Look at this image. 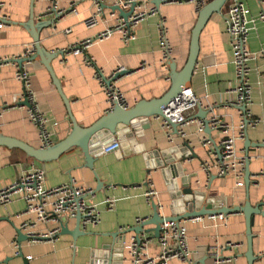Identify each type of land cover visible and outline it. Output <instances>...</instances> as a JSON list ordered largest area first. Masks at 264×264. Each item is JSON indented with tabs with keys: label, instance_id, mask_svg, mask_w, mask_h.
Returning <instances> with one entry per match:
<instances>
[{
	"label": "crops",
	"instance_id": "obj_1",
	"mask_svg": "<svg viewBox=\"0 0 264 264\" xmlns=\"http://www.w3.org/2000/svg\"><path fill=\"white\" fill-rule=\"evenodd\" d=\"M116 1L106 0L105 4L112 6ZM146 1L154 5L153 0ZM241 1L250 9L251 18L258 17L264 8L261 0ZM231 2L227 1L221 13L213 14L201 32L200 50L190 87L202 99L205 107L214 106V112L210 115L217 114L224 121L239 126L244 117L230 103L233 96L231 90L237 85L231 38L225 20ZM95 3L96 0H57V10L69 9L74 5L76 11L68 12L51 25L40 28L42 46L48 51L59 52L51 64L64 94L70 100L73 116L82 127L93 125L107 113L111 104L95 78V67L87 64L85 55L68 51L62 55L61 51L80 40L93 37L118 21V14L113 15L106 8L98 24L88 27L85 21L97 11ZM53 8L51 0H0V19L6 20L0 32V57L24 56L27 48L34 45L32 34L24 24L32 15L34 21L49 23L55 18ZM157 10L141 22L136 30V39L128 44L119 33H115L108 39L95 42L87 50L106 74L119 67L127 70L120 76L118 85L129 107L141 100L159 98L171 87L169 59H163L159 44L158 24L162 17L166 19L168 38L172 45L171 58L177 63V70L183 68L189 55L192 30L199 16L197 3L169 1L162 3ZM68 28L71 31L66 33ZM248 46L253 51L264 49L262 21L252 25ZM24 66L30 73L31 88L38 108L46 116L47 128L53 134V145L66 138L72 130L65 102L53 84L49 71L39 59L26 61ZM251 66L253 89L249 119L253 121L258 118L260 121L248 125L247 136L256 144L264 142V85L258 83L264 74V57L252 61ZM16 72L17 65L14 62L0 65V134L35 148L48 147L43 144L39 128L31 122L28 107L19 104L24 87ZM197 113L198 107L188 116L196 117ZM148 123L150 126L142 129L137 137V145L122 155L111 151L97 156L93 168L86 165L84 153L78 146L56 158L37 162L19 147L0 145V188L10 185L30 170L40 168L46 172L47 187L75 179L79 185L93 188L95 194L90 197V201L96 204L100 212L97 224L86 228L81 225L75 234L62 233L54 241H19L17 229H20L22 222L34 216L25 213V201L15 197L12 202L0 205V264H92L97 256L103 255L105 247L113 244L111 233L121 231L122 227L135 226L139 218L153 214L152 205L145 196L148 179L152 180L158 191L155 200L161 205L160 213L166 217L185 210L183 203L188 196L179 193L184 185L190 186L198 195L202 194V198L197 200V208L206 200L216 207L243 205L249 199L252 206L259 208L252 226L256 257L254 264H264V177L258 176L264 172V147H249L251 182L247 186L244 173V184L238 186V178L234 173L224 176L218 174L215 161L218 159L216 148L222 138L219 131H213L211 135L199 132L198 122L190 121L182 126L185 135L175 133L170 139L161 118L152 116ZM210 138L214 139V143L204 145V141ZM128 140L126 137L125 141ZM245 143V138L236 142L237 148L243 153L246 150ZM167 151H170L169 157L174 158L176 164V169L168 170L169 173L159 166L163 153ZM182 156L185 159L180 163ZM206 162L211 164L209 170L204 169ZM173 172L179 173L176 179L179 186L175 190L178 198L176 204L169 182ZM107 198L115 200L110 209L105 203ZM66 221L69 230L76 229V217ZM184 225L191 257L198 259L209 256L206 264H216L215 256L218 254L226 260L233 259L224 264H249L246 256V218L242 211L229 214L224 225L209 215L185 219ZM52 227L53 224L38 223L35 229L47 231ZM133 235L134 232H128L125 242L129 243ZM229 243L234 245L230 246ZM147 248L149 254L156 255L159 251L158 239H151ZM122 256L124 259L118 261L119 264H133L125 247ZM170 264L188 263L175 258Z\"/></svg>",
	"mask_w": 264,
	"mask_h": 264
},
{
	"label": "built area",
	"instance_id": "obj_2",
	"mask_svg": "<svg viewBox=\"0 0 264 264\" xmlns=\"http://www.w3.org/2000/svg\"><path fill=\"white\" fill-rule=\"evenodd\" d=\"M106 0H96L97 11L95 14L86 19V25L93 27L98 24L100 16L104 10L102 4ZM185 2L194 1L200 10L206 0H166V2ZM54 5L53 10L63 17L68 12L76 11L74 5L69 9L57 10V0H51ZM264 4V0H261ZM116 4L121 5L124 8H130L135 5V11L129 18V21H124L123 18L109 25L107 29L102 30L93 37L86 38L71 45L67 50H62L63 55L65 52H75L85 55V61L88 65L95 67V78L98 80L102 89L104 90L111 108L114 103H119L122 107H129L126 98L118 85V81L125 68L119 67L113 72L106 74L101 67H98L96 60L93 56L87 53V50L92 44L97 41L110 38L113 34L119 33L122 40L128 44L130 41L136 39V30L142 21H144L149 15L155 13L157 7L151 5L146 0H117ZM116 13H113V15ZM225 20L227 23V30L231 38V46L233 50V64L235 66V74L237 78V85L231 90L232 97L230 103L232 106L237 107L244 121L239 126L231 122L224 121L219 115H210L214 112V106H204V103L200 97H198L191 87L183 89L173 100H171L163 109V115H157L163 121L164 127L167 129V135L172 139L173 134L185 135L182 128L190 121H197L199 125V132H205V122L198 117L190 118L188 114L194 111L197 107H203L209 110L208 118L211 120V127L215 131H219L222 134L219 146L216 148L220 152H217L218 159L215 161L218 168V174L220 176L234 173L238 178L237 185L244 184L243 177L246 167V154L241 152L236 142L238 139L245 138V130L252 122L257 124L260 120L255 118L251 121V111L249 106L252 103V85L250 81V73L252 71L251 62L256 61L260 57H264V49L259 51H253L248 46V37L252 29V25L257 21L264 23V8L258 15V17L251 18L250 9L241 0H232L227 12L225 13ZM6 20L0 21V32L5 26ZM159 30V44L163 52V59H171L172 45L168 38V28L166 26V19L162 17L158 24ZM71 29L65 30L66 33ZM35 52L34 45L28 47L24 56L20 58H28ZM16 58H2L0 57V65L14 62L17 65V78L23 83V94L21 101L27 100L29 105H25L29 110V117L40 130V137L44 146H50L53 134L47 128V118L39 110L34 92L31 88V76L28 70L25 68L24 63L22 65L14 61ZM26 62V61H25ZM259 84L264 85V74L260 76ZM19 102V104H21ZM22 105V104H21ZM245 106V110L241 107ZM249 120L248 123L246 120ZM171 122H176L178 125L177 131H175ZM121 140L119 138H113L110 134H105L101 138H98L91 144L93 155L100 156L107 152H117L116 150L120 146ZM210 139L204 141V145L210 144ZM244 151V150H243ZM211 164L206 162L204 169L209 170ZM258 176L264 177V172L258 174ZM46 172L43 169H32L29 172L23 174L10 185L0 188V205H6L12 202L15 197H20L25 201V213L32 214L33 219L25 220L20 225V229L27 234L29 242H39L43 240H57L61 234V224L65 218L76 217L77 213L82 214L81 225L86 228L88 225L97 224L100 221V212L96 206L90 201V197L94 196L95 190L90 187L79 185L75 179L63 184H59L52 187H47L45 184ZM146 199L149 203L156 202L158 191L154 188L152 180L146 181ZM115 200L107 198L105 203L110 209L113 207ZM158 204V202H157ZM161 209V205L158 204V210ZM212 219L219 221L221 224L227 223L228 215L223 213L209 215ZM149 217V216H148ZM148 217H142L137 220V224L144 223ZM203 217V216H201ZM194 217V218H201ZM190 218V219H194ZM185 219H182L178 224L174 221L165 220L162 224V230L160 236L157 237L159 241V251L156 255L149 254L148 244L153 239V234L143 232L142 240L138 242L135 236H132L129 243L124 242V247L128 253L133 264H170L172 259L178 258L188 264H197L193 256L191 257V250L187 241V228L184 225ZM38 223L53 224V227L47 231L36 230ZM121 231L128 229V227L120 228ZM155 238V237H154ZM233 246V243H229ZM216 264H224L225 261L233 260L224 257H220L218 254L215 256Z\"/></svg>",
	"mask_w": 264,
	"mask_h": 264
},
{
	"label": "water",
	"instance_id": "obj_3",
	"mask_svg": "<svg viewBox=\"0 0 264 264\" xmlns=\"http://www.w3.org/2000/svg\"><path fill=\"white\" fill-rule=\"evenodd\" d=\"M228 0H207L199 10V16L197 22L192 30V37L190 42V50L189 55L186 60L185 65L181 70H177V63L174 59H169L168 65L170 67L171 73V87L169 90L161 97L154 98L151 100H141L136 103L132 107H122L119 103H114L113 107L110 108L106 114H104L100 119H98L93 125L89 127H82L76 121L71 111L70 100L66 97L63 92L61 83L57 78L53 67H52V60L57 57L59 52H53L46 50L41 42H40V28L43 26H49L55 22L56 19L60 18V15L57 13L55 14V18L51 20L49 23L47 21H34L33 15L27 21L24 26L28 28L32 34L35 52L28 58H20L14 59L18 64L22 65L25 61H32L39 59L41 63L47 68L49 71L53 84L56 86L59 94L61 95L62 99L65 102L71 123H72V130L69 132L66 138L56 141L53 145L48 147H40L35 148L32 147L21 140H17L14 138L6 137L0 134V145H5L7 147H19L23 149L29 156L34 158L37 162H43L46 160H50L53 158L58 157L64 151L68 149L78 146L82 149L85 159L86 165L90 168H93V163L97 158L92 153L91 144L95 142L98 138H101L105 134H110V136L115 140V138H119L121 141L119 148L116 150L118 154L127 153V149H130L133 145H137V137L140 135L142 129H147L150 124L148 123L152 116L163 115V109L165 106L173 100L183 89L191 86V80L193 76V72L195 70L199 50H200V35L205 27L207 21L210 17L215 13H221L223 7L227 3ZM166 2V0H153V3L156 7H159L162 3ZM103 10L109 8L112 13H117L120 18H123L124 21L128 22L129 18L135 11V5L133 4L130 8H124L121 5L114 4L112 6L106 5L105 3L102 4ZM55 12V10H54ZM1 21V19H0ZM63 55V52L61 51ZM123 72L122 74L126 73ZM22 105H29L27 100L20 102ZM2 108H0L1 110ZM242 110H245V106L241 107ZM209 110L199 107V113H197L196 117L203 119L205 122L204 131L208 134H212L215 131L210 123L211 120L208 118ZM248 119L246 122L248 123ZM172 126L174 127L175 131H177V127L179 124L176 122H171ZM126 137L129 138L128 141ZM245 154H246V167H245V181L247 186H249L251 179V172L249 170V163L251 160V156L249 154V147L256 146V147H264V142H253L247 136V128L245 130ZM210 141L214 143V139L210 138ZM188 146L187 143H185ZM136 150V149H135ZM169 152H164L161 163L159 166L164 167L166 169V173H169L168 170L176 169V164L174 158L169 157ZM217 152H220L218 149ZM167 154V155H166ZM184 156L181 157L180 163ZM169 176L170 178V189L173 190L174 193V203H177V192L176 189H179L178 183L176 181L177 177H179L178 172H173ZM180 194H184L188 196V198L184 201V211L180 214L166 217L163 216L160 211L158 210L157 202L153 201L151 203L153 208V214L148 217L147 221L144 223L137 224L135 226L129 227L124 231H119L115 233H111V236L114 238L113 244L108 247L104 248V253L100 257L97 256L96 260L92 262V264H119L118 261L124 259L122 256L124 254V242L126 239V234L128 232H134L136 239L138 242L142 240V233H152L153 235L150 236L152 238H157L160 236L162 230V224L165 220L174 221L178 224L182 219H189L194 217H201L205 215H213L223 213L225 215H229L233 212H243L246 218V226H247V241H248V250L246 256L248 258L249 264H254V260L256 259L254 251H253V232L252 226L254 222V215L256 212H259V208H255L249 202L243 205H233V204H226L221 206H212L213 203H209L210 201L206 200L204 204L197 208V200L198 198H202V194L198 195V193L193 190L190 186L184 185L181 190H179ZM199 196V197H198ZM192 206V208L190 207ZM77 219V227L75 230H69L67 219L62 221L61 224V234L62 233H71L75 234L77 230L81 229V219L82 214L80 212L76 215ZM19 235V241L26 239L28 240L27 234H25L21 229H17ZM209 256H203L201 258H196L195 260L197 264H206V260Z\"/></svg>",
	"mask_w": 264,
	"mask_h": 264
}]
</instances>
